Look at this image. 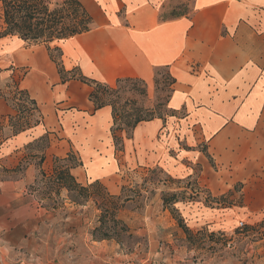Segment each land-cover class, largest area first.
<instances>
[{
	"label": "crops",
	"instance_id": "crops-1",
	"mask_svg": "<svg viewBox=\"0 0 264 264\" xmlns=\"http://www.w3.org/2000/svg\"><path fill=\"white\" fill-rule=\"evenodd\" d=\"M79 1L93 29L51 44L61 49L65 71L110 86L137 79L148 91L165 71L171 79L170 113L140 123L129 137L120 133L124 144L117 152L112 109L95 111L90 86L77 79L62 83L46 45L1 38V79L22 72L19 88L35 101L43 122L12 135L0 150V264H61L44 255L40 237L42 226L53 222L60 209L45 206L37 196L35 165L21 167L29 145L44 136L49 146L39 171L48 175L53 160L72 154L80 164L70 170L77 184L99 183L117 196L127 168L157 166L173 177L195 179L191 189L212 198L238 196L242 205L233 209L241 218H261L264 0ZM10 116L15 110L0 98V127ZM191 208L205 219L223 210L202 200ZM147 233L153 250L159 232L149 228Z\"/></svg>",
	"mask_w": 264,
	"mask_h": 264
},
{
	"label": "rangeland",
	"instance_id": "rangeland-1",
	"mask_svg": "<svg viewBox=\"0 0 264 264\" xmlns=\"http://www.w3.org/2000/svg\"><path fill=\"white\" fill-rule=\"evenodd\" d=\"M4 27L0 4V33ZM1 73L0 94L11 100L16 110L20 105L32 108L29 97L15 93V82L22 72L15 70L6 79H1ZM170 85L171 79L165 71L159 72L155 88L149 91L141 81L127 83L121 90L120 105L132 102L126 106L129 113L135 114L134 110L138 109L141 117L148 118L149 112L153 111L156 117L165 118L170 113ZM17 114L18 111H15V116ZM33 115L36 120L37 114ZM5 126L4 129L0 127V150L7 139L14 135L10 120ZM44 145L41 139H35L29 145V156L22 160L21 167L25 169L27 164L35 165L37 196L46 200L45 206L60 209L53 222L43 225L41 229L45 256H52L61 264H264L263 243L252 244L255 238L253 234L251 237L245 233L234 234L238 228L259 224L264 220V212L261 218H241L229 204L240 202L238 196L226 200L225 206L228 207H219L223 209L219 211L220 215L217 213L207 219L201 216V211L191 208V203L195 202L177 203L175 208L181 221L193 235L189 237L172 214L164 210L162 193L185 189L191 193L195 179L173 177L157 166L133 165L121 174L120 195L112 196L99 183L83 189H66L63 187L65 183L41 175L39 158ZM1 162L0 157V165ZM53 165L63 170L67 163H55L53 160ZM16 172H22V168ZM207 195L206 191L201 192L203 202L207 200ZM67 216H70L69 221H65ZM149 228L159 232L153 250L149 247ZM65 230L68 235L64 236L62 233ZM199 232L201 235L197 234ZM211 233L217 234L219 239L212 240L209 237ZM223 235L232 237L235 242L224 247ZM93 241L102 245L95 247L91 243Z\"/></svg>",
	"mask_w": 264,
	"mask_h": 264
},
{
	"label": "trees",
	"instance_id": "trees-1",
	"mask_svg": "<svg viewBox=\"0 0 264 264\" xmlns=\"http://www.w3.org/2000/svg\"><path fill=\"white\" fill-rule=\"evenodd\" d=\"M3 19H4V29L0 33V39L8 36H17L23 40L28 45H40L44 44L47 46L51 60L57 65L59 74L61 75L62 83H67L71 80H79L82 83L87 84L92 88L90 93V100L94 103L95 111L100 110L105 107H110L112 109L113 115V128L112 135L115 143L117 152L123 150L124 139L120 135L123 131L126 132L129 137L132 131L142 122L151 121L156 117L153 111H150L148 118H143L140 116L141 111L134 110L135 114L129 113L126 110L132 102H125L124 105H120L122 100V88L123 85L140 81L137 79H123L119 80L116 85L110 86L107 84L100 83L96 80H92L84 77L83 75L70 74V72L65 71L62 63V51L59 47H51L54 42H60L72 38L74 36L87 33L93 29V20L90 14L87 12L85 7L79 0H0ZM0 69V73H1ZM143 82V81H141ZM146 86V84L143 82ZM15 93L22 97L30 98L26 91L19 88L18 81L15 82ZM0 98H4V95L0 94ZM6 100L10 103L13 109L18 114L16 116H10L9 120L11 126L14 129V135L21 132L28 131L43 122V116L35 103L31 100L32 108L28 109L25 105H20L19 110H16L15 106L11 100ZM120 105V108L118 106ZM28 112V116L26 113ZM30 113L37 114V119ZM44 142L43 154L39 158V166L42 168V164L45 161V151L49 146L48 136L41 138ZM55 163H67V166L63 170H58L54 168L53 174L48 176L42 169H40L41 175L44 178L54 179L58 183H65L64 188H76L79 187L83 189L79 184L76 183L75 178L71 175L70 170L80 166V164L75 161L74 155L70 154L65 159H56ZM201 192L195 187H192L191 193L185 190L175 191L171 193H162V201L164 204V209L168 210L174 219L178 221L179 227L184 231L186 235L192 237L190 230L183 225L181 217L175 208V205L180 202H198L201 201ZM227 198L219 197L212 198L207 195V200L204 204L207 207L212 208H225ZM230 206L242 205V202L237 204L229 203ZM255 235L252 240V244L262 242L264 246V220L259 224L254 226L246 225L243 228H238L234 234ZM201 235V233H197ZM222 234H220L221 236ZM209 237L214 240L219 236L215 233H211ZM224 247L234 243L235 240L226 238L223 235ZM219 239V238H218ZM219 241V240H217ZM215 242V241H214ZM264 257V255H263ZM244 262L247 260H243Z\"/></svg>",
	"mask_w": 264,
	"mask_h": 264
}]
</instances>
